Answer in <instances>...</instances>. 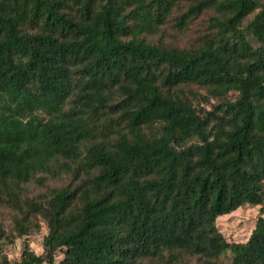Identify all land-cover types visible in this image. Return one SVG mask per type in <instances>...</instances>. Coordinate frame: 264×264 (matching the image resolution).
<instances>
[{"label":"trees","instance_id":"obj_1","mask_svg":"<svg viewBox=\"0 0 264 264\" xmlns=\"http://www.w3.org/2000/svg\"><path fill=\"white\" fill-rule=\"evenodd\" d=\"M179 2L0 0V242L47 228L0 264H264V0H191L194 46L148 41Z\"/></svg>","mask_w":264,"mask_h":264},{"label":"rangeland","instance_id":"obj_2","mask_svg":"<svg viewBox=\"0 0 264 264\" xmlns=\"http://www.w3.org/2000/svg\"><path fill=\"white\" fill-rule=\"evenodd\" d=\"M191 0H180L177 8L174 9L169 21L160 28L159 33L147 37V40L153 43H160L163 45H172L178 47L194 46L201 35L206 32L209 26V18L212 15L210 11L203 12L199 17L187 21L185 28L179 29L175 23V19L179 18L183 13H186L187 6ZM193 89V88H192ZM198 94L207 96L206 93L200 89L194 88ZM198 106L210 110L211 106L216 104L218 100L209 98V103H204L202 100H197ZM261 215L259 206L253 207L245 205L233 213L220 217L216 221L218 231L225 237L228 242L243 243L247 240L252 231L257 218ZM264 216V213L262 214ZM0 219L3 221L6 232L10 230L9 221L4 212L0 211ZM47 234L46 225L41 222L38 232L31 234L21 239H14L12 242H0V253L7 256L10 261H17L20 257L22 246L24 243L28 244L30 250L35 254L41 255L43 253V238ZM221 257H227V254ZM63 258L60 251L56 253L54 263L58 264ZM162 264V263H153Z\"/></svg>","mask_w":264,"mask_h":264}]
</instances>
